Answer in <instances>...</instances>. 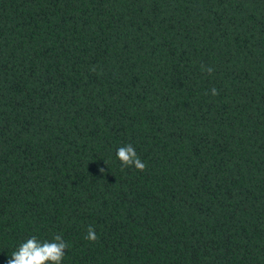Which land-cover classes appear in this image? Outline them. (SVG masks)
I'll list each match as a JSON object with an SVG mask.
<instances>
[{
	"label": "trees",
	"instance_id": "16d2710c",
	"mask_svg": "<svg viewBox=\"0 0 264 264\" xmlns=\"http://www.w3.org/2000/svg\"><path fill=\"white\" fill-rule=\"evenodd\" d=\"M33 235L264 264V0H0V264Z\"/></svg>",
	"mask_w": 264,
	"mask_h": 264
},
{
	"label": "clouds",
	"instance_id": "9594fccd",
	"mask_svg": "<svg viewBox=\"0 0 264 264\" xmlns=\"http://www.w3.org/2000/svg\"><path fill=\"white\" fill-rule=\"evenodd\" d=\"M205 71L211 74L213 69L208 67ZM211 94L217 95L218 92L213 88ZM116 156L121 162L122 168L134 167L141 172L146 170L147 165L141 161L131 144L119 147ZM85 239L92 243L97 241L98 236L93 226L87 228ZM67 248L68 244L61 235H55L51 241H41L33 235L26 242L20 244L18 250L12 253L7 264H62Z\"/></svg>",
	"mask_w": 264,
	"mask_h": 264
}]
</instances>
